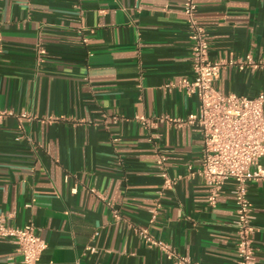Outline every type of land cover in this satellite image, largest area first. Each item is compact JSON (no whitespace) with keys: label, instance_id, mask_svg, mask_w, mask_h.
<instances>
[{"label":"crops","instance_id":"obj_1","mask_svg":"<svg viewBox=\"0 0 264 264\" xmlns=\"http://www.w3.org/2000/svg\"><path fill=\"white\" fill-rule=\"evenodd\" d=\"M183 8L184 0H0V109L14 113L0 122V216L37 228L47 242L37 264H173L139 227L199 264L238 263L235 182L210 205L192 175L202 135L172 121L199 112L181 87L193 80ZM197 19L221 64V92L264 93V0H198ZM160 155L175 179L169 190ZM248 198L255 264H264V181L248 184ZM0 264H24L3 237Z\"/></svg>","mask_w":264,"mask_h":264},{"label":"built area","instance_id":"obj_2","mask_svg":"<svg viewBox=\"0 0 264 264\" xmlns=\"http://www.w3.org/2000/svg\"><path fill=\"white\" fill-rule=\"evenodd\" d=\"M183 12L190 29L191 65L193 80L183 81L181 87L189 94L197 96L199 112L190 114L185 121L173 119L178 126H193L202 135V158L199 168L192 172L208 189L210 205L217 204L224 184L233 180V194L236 202L234 228L237 236V264H255L253 207L248 198V184L264 181V93L255 97L237 94H223L217 87L221 64L209 58L208 32L197 19L198 0H184ZM246 63L254 64L248 56ZM14 113L0 109V122ZM22 118L27 117L21 114ZM144 123L146 117H140ZM162 189L169 190L175 184L166 167V157L158 159ZM253 166H256L254 169ZM157 211L152 212L150 223L156 220ZM137 234L149 247L157 248L173 264H199L191 258L181 256L172 246L156 238L147 227L136 229ZM0 237L9 239L22 256L24 264H37L47 248V242L33 224L14 227L7 224L5 216H0ZM96 252L95 247L88 248Z\"/></svg>","mask_w":264,"mask_h":264}]
</instances>
